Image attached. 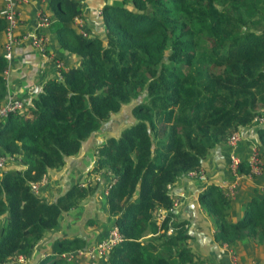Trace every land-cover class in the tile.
I'll return each mask as SVG.
<instances>
[{
	"label": "trees",
	"instance_id": "1",
	"mask_svg": "<svg viewBox=\"0 0 264 264\" xmlns=\"http://www.w3.org/2000/svg\"><path fill=\"white\" fill-rule=\"evenodd\" d=\"M46 5L59 49L77 59L59 79L46 80L29 104L0 120V152L24 166L0 174V215L6 214L0 264L27 256L62 213L98 185L74 183L48 202L29 183L62 167L141 94L131 109L135 121L96 148L92 170L115 178L104 198L121 236L102 264H209L189 246L188 222L175 218L167 186L198 171L210 150L240 127L257 126L264 157V124L258 121L264 114V0H113L101 8V36L78 33V1ZM3 26L0 16V33ZM5 64L1 51L0 98ZM238 171H248L247 161ZM198 202L213 241L264 247V193L252 188L234 219L217 185L203 187ZM83 245L76 237L56 239L36 264H75L60 254Z\"/></svg>",
	"mask_w": 264,
	"mask_h": 264
},
{
	"label": "crops",
	"instance_id": "2",
	"mask_svg": "<svg viewBox=\"0 0 264 264\" xmlns=\"http://www.w3.org/2000/svg\"><path fill=\"white\" fill-rule=\"evenodd\" d=\"M76 1L79 2L81 8V14L78 17L83 19L81 20L85 26L81 25V21H79L78 26L75 24V28L83 27L85 30L90 28L91 31L89 30V32L91 34L89 35L101 36V17L92 14L90 15L91 17H88V14H85L83 2L81 3V0ZM2 3L3 0H0V8ZM38 10H43L50 16L51 20L50 26L41 30L46 37V49L48 52L53 55H61L65 67L75 65L77 58L68 51L59 49L55 38V30L52 26L53 18L51 17L50 9L46 5V0H25V2L18 5L19 23L15 34L22 36L26 32L33 30ZM3 28L0 33V52L4 39ZM13 50L12 58L6 62L2 73L5 82V96L11 95L29 104L46 80L59 78L52 60L48 59L47 56H41L38 51L29 45L26 39H21L13 47ZM237 132L240 142L233 151L242 161H246L250 157L252 149L260 145L257 136V126L240 127ZM103 142H98L96 148ZM83 146L84 142L75 155L66 158L62 167L47 171L45 174L46 181L40 183L36 192H34L37 196L51 202L74 183L94 184L93 174L96 170H92V168L95 164V155H93L92 149L89 152L83 151ZM229 153L230 150L225 143L217 145L210 150L202 161L199 172H197L198 175L194 176L191 173H187L179 177L169 189L173 199L177 200L176 205H173L175 218L186 219L188 222V231L192 235L189 241L194 240L193 245L189 242V246L197 255L204 259H209V264H232L231 260H229L231 253L225 245L213 241V228L199 206L198 193L209 184L217 185L222 192L224 191L223 186L228 184L230 180L227 168ZM78 161L82 163V167L77 165ZM15 164V161L12 160L6 164L3 170L24 168L19 163ZM1 171L0 174L2 173ZM100 176L101 180L98 182L95 191L83 198L76 208L62 213L59 217L58 225L46 231L33 250L27 256H24L25 264H36L51 251L52 243L56 239L76 237L84 241L82 248H86L99 241L114 226V217L107 213L102 192L104 188L103 182L108 180V176L104 174H100ZM249 181L250 179L246 178L240 180L241 183H248ZM260 189H264V186ZM243 195L246 197L248 194L244 192ZM244 196L241 193H234L232 197H228L231 208L233 201ZM235 211V214L232 213V219L240 212L238 209ZM5 217L6 214L0 215V228L5 222ZM14 262L15 260L12 264Z\"/></svg>",
	"mask_w": 264,
	"mask_h": 264
},
{
	"label": "built area",
	"instance_id": "3",
	"mask_svg": "<svg viewBox=\"0 0 264 264\" xmlns=\"http://www.w3.org/2000/svg\"><path fill=\"white\" fill-rule=\"evenodd\" d=\"M25 2V0H3L2 7L0 8V16L3 18L5 24L3 28V43H2V56L6 60H10L13 55V47L18 44L21 39H26L29 45L39 52L41 56H47L48 59L52 60L55 67L57 68L60 76V70L66 69L62 59L54 56L51 52H48L46 49V37L42 33L41 30L50 26L51 20L49 16L42 10H38L36 13L34 27L32 31L26 32L22 36H18L15 34L16 27L19 23V14H18V5ZM74 24L78 25V18L74 17ZM78 32L85 36V32L81 31L80 27ZM23 107V102L20 98L6 95L0 98V120L5 118L10 113H15ZM261 121V120H260ZM240 140L239 134L237 131H233L229 134V136L225 140V144L230 148L234 149ZM258 152H251L250 157L248 158L247 165L248 171L246 173L239 172L238 167L240 162L242 161L236 154L230 152L228 155L227 168L230 175V180L228 184L223 186V193L227 197H232L235 193L236 186L240 179L246 178L250 179V177L260 175L262 173V163L258 158ZM14 160L12 156L9 154H3L0 152V171L4 169L6 164L10 161ZM198 171L188 172L192 175L196 176ZM103 172H95L94 174V183H98L101 180L100 174ZM105 176H108V180L103 182V194L107 192V189L110 184L115 181V178L109 174L105 173ZM201 175V174H200ZM46 181V176L43 174L37 181H32L29 183L30 189L33 192H36L37 187L40 183ZM86 186L87 184H81ZM168 190L170 189V185L167 186ZM177 200L173 199V205H176ZM170 232V230H168ZM121 239L120 234L117 231L115 226L111 227L107 234L99 241L90 245L86 248L77 249L74 251L62 252L60 254L61 257L66 260L74 259L77 257H82L87 260L88 264H102L106 258L107 252L110 250L112 246H114ZM230 251V250H229ZM232 264H235L234 258L231 260ZM14 264H25L24 256L19 255L16 257Z\"/></svg>",
	"mask_w": 264,
	"mask_h": 264
},
{
	"label": "rangeland",
	"instance_id": "4",
	"mask_svg": "<svg viewBox=\"0 0 264 264\" xmlns=\"http://www.w3.org/2000/svg\"><path fill=\"white\" fill-rule=\"evenodd\" d=\"M112 2H113V0H81V3L85 5L84 11H85V14L86 13L88 14L87 15L88 17H91L90 16L91 14L100 17L101 8L103 7V5L110 4ZM76 18H78V21H81V25L85 26V24L82 21L83 20L82 18H79L78 16H76ZM80 29H81V31H84L86 34H91L89 32L90 28L88 30L87 29L85 30L83 27H80ZM78 30H79V27H77V31ZM54 56L57 57V55H54ZM54 67H55V65H54ZM55 70H56V72H58L56 67H55ZM57 77L60 78L61 76H59V74H57ZM143 98H144V96L142 94L139 95L137 98L133 99L131 102L124 104L119 109V111L112 114L109 119L104 121L100 125V127L95 132H93L86 139V141H84V146H83L84 150L83 151L89 152V150L92 149L93 155H95L96 154V144L98 142L105 141V139L109 136H117L122 128L130 125V123H133L135 121V118L131 114V109L136 102H138L139 100H142ZM262 118H264V114H261L258 117V121L260 122V124H264V121L262 120ZM239 142H240V140H239ZM228 149L230 150V152L234 153L233 149H230L229 147H228ZM259 150H260V145H259V147H257V148L254 147L252 149V151L254 153L258 152V155H259L258 158L260 157L259 160L261 161L262 167H263L262 173L260 175L250 177V181L248 183H246V182L241 183L240 182L241 179H240L238 181V184H237L236 189H235L236 194L241 193V195L244 196L243 193L246 192L248 195H252V188L256 189V194H263L264 193V189H260L262 186H264V157L260 156ZM234 154H236V153H234ZM78 158H80V157H78ZM14 161H15V159H14ZM15 163L18 164L17 161H15ZM77 165H79L80 167L83 166L82 163H80L79 161L77 162ZM81 169H83V168H81ZM3 171H5V170H3ZM3 171H1V172H3ZM95 172H97V171H95ZM93 175H95V174H93ZM240 199L241 198H237L235 201H233L230 213L233 212L235 214V212H236L235 210H237V209L239 210L238 206H239ZM230 216H232V215H230ZM188 242H191L193 245L194 240H191ZM60 248H62V247H60ZM231 248L228 247V249L230 250V253H231V257L229 258V260H233V258H234L235 264H264V247L258 246L256 243L245 242L242 245L238 244V245L234 246L232 248V250H231ZM73 261L75 264H88L87 260L85 258L83 259L82 257L74 258ZM205 262L210 263L209 259H205Z\"/></svg>",
	"mask_w": 264,
	"mask_h": 264
},
{
	"label": "clouds",
	"instance_id": "5",
	"mask_svg": "<svg viewBox=\"0 0 264 264\" xmlns=\"http://www.w3.org/2000/svg\"><path fill=\"white\" fill-rule=\"evenodd\" d=\"M2 51V50H1ZM14 51V50H13ZM61 59V58H60ZM6 60V59H5ZM6 62H8V60H6ZM23 102V101H22ZM99 171V170H98ZM88 185V184H87Z\"/></svg>",
	"mask_w": 264,
	"mask_h": 264
}]
</instances>
